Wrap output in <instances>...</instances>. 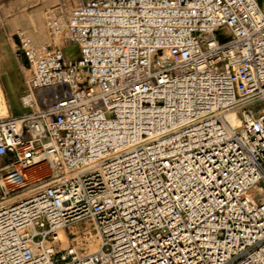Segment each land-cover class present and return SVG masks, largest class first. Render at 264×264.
<instances>
[{
  "label": "built area",
  "instance_id": "1",
  "mask_svg": "<svg viewBox=\"0 0 264 264\" xmlns=\"http://www.w3.org/2000/svg\"><path fill=\"white\" fill-rule=\"evenodd\" d=\"M44 28L16 33L0 180L52 171L0 206V264H264V0H84ZM83 219L97 247L58 248Z\"/></svg>",
  "mask_w": 264,
  "mask_h": 264
},
{
  "label": "rangeland",
  "instance_id": "2",
  "mask_svg": "<svg viewBox=\"0 0 264 264\" xmlns=\"http://www.w3.org/2000/svg\"><path fill=\"white\" fill-rule=\"evenodd\" d=\"M55 1L57 2L55 3ZM83 1L84 0H27L25 5L26 11H21L17 16H0V28L3 26L10 27L15 21L22 24L21 27L7 30L3 36L0 34V98L3 95L2 97L7 107L5 112L0 104V118L5 116H17L26 112L29 108L23 103L22 99L26 88V82L21 60L18 58L15 51L16 41L13 35H16L19 30L24 29L29 35H34L41 40H45L48 38V32L44 28L46 13L42 11V8L44 6L47 7V5L50 6V8H54L62 4L66 5L67 9H71L81 4ZM8 161V157L0 156V166ZM36 167L37 166H32L26 170L29 180L28 183L23 186L8 190L0 181V206L29 197L35 191V186L46 180L47 175L50 173L47 166L45 167V165H42L41 167ZM0 173L4 174V170H0ZM58 233V248L75 245L77 252L80 253L87 249L93 250L98 245V236L92 224L87 219L71 223L67 227L60 229Z\"/></svg>",
  "mask_w": 264,
  "mask_h": 264
},
{
  "label": "crops",
  "instance_id": "3",
  "mask_svg": "<svg viewBox=\"0 0 264 264\" xmlns=\"http://www.w3.org/2000/svg\"><path fill=\"white\" fill-rule=\"evenodd\" d=\"M26 2L27 0H0V16L4 15V17H9L12 15L17 16L21 11H26ZM57 1H55L56 3ZM47 4V3H46ZM44 5V4H43ZM55 10V11H52ZM70 9H67L66 5H59L54 8H50L47 5L42 8V11H45L46 16L49 15L51 12H66ZM45 16V17H46ZM22 24L15 21L11 24L10 27H2L0 28V34L3 36L7 30L15 29L16 27H21Z\"/></svg>",
  "mask_w": 264,
  "mask_h": 264
},
{
  "label": "bare ground",
  "instance_id": "4",
  "mask_svg": "<svg viewBox=\"0 0 264 264\" xmlns=\"http://www.w3.org/2000/svg\"><path fill=\"white\" fill-rule=\"evenodd\" d=\"M1 92V91H0ZM3 96V95H2ZM1 96V106H2V109L6 112V110H7V107H6V104H5V101H4V99H3V97ZM229 118H230V120L233 122V123H236L237 122V118L235 117V115L234 114H230V116H229ZM42 165H45V167L47 166V168H48V170L49 171H52V165H51V163L48 161V160H42V158H38L36 161H35V163H33L32 165H30V166H28L27 168H26V170L30 167H32V166H37V167H41ZM36 167V168H37ZM35 169V168H34ZM26 170H25V176H24V179L22 180V181H19V183L18 184H16V185H11L10 183H9V178H7V177H4V178H2L0 181H1V183L2 184H4L5 186H6V188L9 190V189H13V188H15V187H20V186H23V185H25L26 183H28V180H29V176L27 175V172H26ZM31 170V169H30ZM39 170H40V168H39ZM32 171V170H31ZM32 173V172H31ZM30 173V174H31ZM35 173V172H34ZM33 173V174H34ZM32 175V174H31ZM38 175H39V173H38ZM33 176V175H32ZM31 177V176H30ZM35 177V176H34ZM33 178V177H32ZM92 248V247H91ZM88 250V249H87ZM88 251H90V250H88Z\"/></svg>",
  "mask_w": 264,
  "mask_h": 264
},
{
  "label": "water",
  "instance_id": "5",
  "mask_svg": "<svg viewBox=\"0 0 264 264\" xmlns=\"http://www.w3.org/2000/svg\"><path fill=\"white\" fill-rule=\"evenodd\" d=\"M14 40L16 41V43H18V39L16 35H13ZM22 60L25 62V60L22 58Z\"/></svg>",
  "mask_w": 264,
  "mask_h": 264
}]
</instances>
